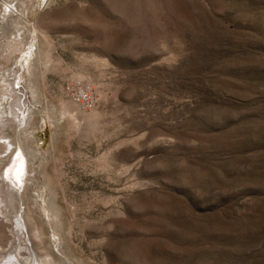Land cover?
<instances>
[{"label": "rangeland", "instance_id": "rangeland-1", "mask_svg": "<svg viewBox=\"0 0 264 264\" xmlns=\"http://www.w3.org/2000/svg\"><path fill=\"white\" fill-rule=\"evenodd\" d=\"M23 69L10 134L50 160L0 264H264V0H0V86ZM79 79L92 127L61 116Z\"/></svg>", "mask_w": 264, "mask_h": 264}, {"label": "bare ground", "instance_id": "bare-ground-1", "mask_svg": "<svg viewBox=\"0 0 264 264\" xmlns=\"http://www.w3.org/2000/svg\"><path fill=\"white\" fill-rule=\"evenodd\" d=\"M15 29H17V32L16 33L14 32L13 35L17 37V33L24 30V26H22L21 23L16 22ZM32 41L33 40H31L30 42L31 44ZM52 59L53 58L51 54L48 52L45 62V66L47 68L52 63ZM26 71L25 69H23V73L24 72L25 73L22 74L21 76H18L19 72L15 70L13 75V80L11 81L10 77L7 78L6 76V80L2 79V83H4L3 86H0L2 87L0 88V159H5L9 157L11 154H15L17 156V159L15 160L14 170H16L15 172L20 173L19 175H16L17 179H15L14 177L11 179L8 175V171H4L1 174V177H3V182H2L3 184L1 186L3 195L2 197H0V206L3 205L2 207L3 209L11 208V211L13 212V216H14L13 219L15 220V222L12 225H9L3 221L0 223L4 228H9L17 232L20 231L24 232L25 229L28 230L27 207L25 203V191L28 183L26 181H29L32 178L39 179L40 172L43 170L45 165H47V163L50 160L48 157L43 156V152H40L41 149L40 144H38V148L37 147L30 148L27 142L22 147L19 140L15 139L10 134V128L12 127L11 122L13 121H15V123L18 124L20 131L25 130L24 133L27 132V134L23 136V138H26L27 141H30L31 139L30 134L28 135V132H30L31 130L33 131L37 130V129L35 130L33 129V121H34L33 110L36 108V105L34 102V98L32 99L31 96H28L32 92V91L29 92V89H34V87L31 86L30 88H28L29 86L28 84H26V87H24L25 81L27 80ZM79 80L81 81V79ZM16 85H18V88H16ZM35 92L33 90V93ZM61 116H63L64 118H68L73 124H76L77 126L80 125L81 121H85L86 124H88L90 127H92L96 122L95 121L96 115L93 110L90 111L82 110L81 107L76 105V103L74 102L72 103L66 100H64L62 104ZM1 132H3L4 135H2ZM21 141H23V139H21ZM52 141L54 142L53 145L55 147V143H56L55 133L53 134ZM17 153H19V155H17ZM21 169H23L22 172ZM45 177L47 178L46 186L50 187L51 180L47 176ZM19 206L21 209L20 211H19ZM2 213H4V211H2ZM37 230L39 235L41 236L40 229L37 228ZM0 232L4 233V230ZM2 243L3 242L0 243V246ZM8 256H9L8 261L5 262L4 264L18 263L16 260H14L11 254ZM34 261L35 263L38 262L37 259H35Z\"/></svg>", "mask_w": 264, "mask_h": 264}, {"label": "built area", "instance_id": "built-area-1", "mask_svg": "<svg viewBox=\"0 0 264 264\" xmlns=\"http://www.w3.org/2000/svg\"><path fill=\"white\" fill-rule=\"evenodd\" d=\"M65 93L72 100V102L76 103V105L81 107L83 110L90 111L96 107L97 99L93 88L85 81H78L69 84L65 88Z\"/></svg>", "mask_w": 264, "mask_h": 264}, {"label": "snow or ice", "instance_id": "snow-or-ice-1", "mask_svg": "<svg viewBox=\"0 0 264 264\" xmlns=\"http://www.w3.org/2000/svg\"><path fill=\"white\" fill-rule=\"evenodd\" d=\"M17 155H19V153H17ZM23 171V169H21V172Z\"/></svg>", "mask_w": 264, "mask_h": 264}]
</instances>
